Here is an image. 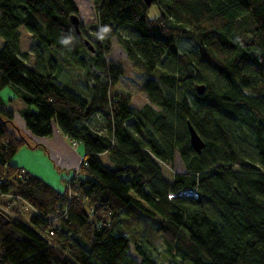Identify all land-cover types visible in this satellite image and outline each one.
<instances>
[{
    "label": "trees",
    "instance_id": "obj_1",
    "mask_svg": "<svg viewBox=\"0 0 264 264\" xmlns=\"http://www.w3.org/2000/svg\"><path fill=\"white\" fill-rule=\"evenodd\" d=\"M166 1L149 18L143 0H92L95 39L73 28L75 0H0V90H19L34 136H51L55 120L85 147L59 193L12 164L29 141L0 107V206L11 213L2 212L0 264H264V0ZM115 42L148 78L141 108L116 91L124 69L107 59ZM76 68L87 95L58 81ZM177 156L183 170L166 178ZM189 191L198 197L180 195Z\"/></svg>",
    "mask_w": 264,
    "mask_h": 264
},
{
    "label": "rangeland",
    "instance_id": "obj_2",
    "mask_svg": "<svg viewBox=\"0 0 264 264\" xmlns=\"http://www.w3.org/2000/svg\"><path fill=\"white\" fill-rule=\"evenodd\" d=\"M77 7H79V17L81 19V26L90 35L96 39L93 31L89 30V26L96 25L97 17L96 10L92 4V0H75ZM169 3L166 0H159L158 4H154L149 9V18L159 17L164 14V9ZM171 25V23H170ZM21 51L29 53L25 63L32 69H34L36 62L35 56L30 52L32 46V37L30 33L21 28ZM94 35V36H93ZM0 44H3L0 39ZM179 45V51L188 50L190 44L182 42ZM47 49V46H44ZM109 61H113L115 64H120L124 69V74L120 78V84L116 87V91L127 93L131 96L132 105L135 108H141L145 104H149L147 95L140 89L142 84L148 79L143 73H139L135 70L126 58V54L122 48L115 42L113 45V51L108 56ZM93 70L95 76L102 75L100 71ZM58 81L69 88L71 91L80 94L81 92L88 94L87 89L83 86L86 82V76L84 71L80 68L75 70L66 69L58 71ZM93 85V84H92ZM79 90L81 92H79ZM0 107L7 108L14 113V126H16L21 134L28 139L27 144L12 158V164L18 166L25 176L33 175L37 178L44 180L49 186H51L57 192H65L72 181L75 180L76 174L80 170L81 162L84 158L85 147L82 144H78L77 148L73 146V141H68L62 131L57 128L55 120L52 121L53 133L47 137H35L37 140L33 142L29 139L27 133H31L26 126L25 118L22 115V111L26 107L24 106L19 90L13 85H6L0 90ZM36 106L32 107L33 111H36ZM90 120V125L94 129L101 128L102 117H95ZM103 126V124H102ZM104 159L103 162L108 166V163ZM176 167L174 170L164 168V174L166 178H171L174 171H182L183 164L180 161L179 156L176 158ZM33 214L31 211H26L25 214H21L20 217L24 221H28Z\"/></svg>",
    "mask_w": 264,
    "mask_h": 264
},
{
    "label": "water",
    "instance_id": "obj_3",
    "mask_svg": "<svg viewBox=\"0 0 264 264\" xmlns=\"http://www.w3.org/2000/svg\"><path fill=\"white\" fill-rule=\"evenodd\" d=\"M143 2H144V4H146L147 7H151L154 4L153 0H143ZM71 18H72L71 23H72L73 28L76 29L77 34L79 36H82V32H81V28H80V25H81L80 17L78 15H74ZM85 45L92 52L96 51V49H94V46L92 45V43L88 39L85 40ZM205 92H206L205 86H202V85L197 86V93L200 96H203L205 94ZM1 119L2 118L0 117V120ZM188 130H189L190 141H191V146H192L193 150L197 154H201L206 147L204 140H202V138L200 137L198 132L193 128V126L190 123L188 124ZM8 223H9L8 218L0 212V225L8 224Z\"/></svg>",
    "mask_w": 264,
    "mask_h": 264
},
{
    "label": "built area",
    "instance_id": "obj_4",
    "mask_svg": "<svg viewBox=\"0 0 264 264\" xmlns=\"http://www.w3.org/2000/svg\"><path fill=\"white\" fill-rule=\"evenodd\" d=\"M78 143L77 142H74L73 143V146L75 147V148H77L78 146ZM180 195H182V196H185V197H195V198H197L198 197V194H196L195 192H193V191H189V192H182V193H180ZM0 212L2 213H4V214H10L11 215V213H9V211L8 210H6V209H3V207L2 206H0Z\"/></svg>",
    "mask_w": 264,
    "mask_h": 264
},
{
    "label": "crops",
    "instance_id": "obj_5",
    "mask_svg": "<svg viewBox=\"0 0 264 264\" xmlns=\"http://www.w3.org/2000/svg\"><path fill=\"white\" fill-rule=\"evenodd\" d=\"M25 109V108H24ZM11 111V110H10ZM59 128V126L57 125L56 129ZM60 129V128H59ZM58 130V129H57ZM29 137V139L33 142H36L37 140L35 139V137H33L34 135L32 133H27ZM33 135V136H32Z\"/></svg>",
    "mask_w": 264,
    "mask_h": 264
},
{
    "label": "clouds",
    "instance_id": "obj_6",
    "mask_svg": "<svg viewBox=\"0 0 264 264\" xmlns=\"http://www.w3.org/2000/svg\"><path fill=\"white\" fill-rule=\"evenodd\" d=\"M105 31H106V29H105Z\"/></svg>",
    "mask_w": 264,
    "mask_h": 264
}]
</instances>
